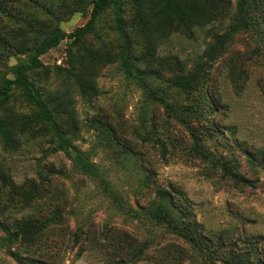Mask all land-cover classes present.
Returning <instances> with one entry per match:
<instances>
[{"label":"trees","instance_id":"obj_1","mask_svg":"<svg viewBox=\"0 0 264 264\" xmlns=\"http://www.w3.org/2000/svg\"><path fill=\"white\" fill-rule=\"evenodd\" d=\"M225 7L226 0H0V144L3 150L18 152L31 140L49 138L54 149L63 152L74 169L110 197L120 211L155 228H164L183 243L161 244L154 239L137 243L126 235L123 239L112 235L106 238L110 264H137L147 260L152 248L156 252L153 264H264V250L259 247V241H254L249 251L238 252L237 243L227 246L223 234L212 240L204 234L188 207L179 203L168 189L158 188L155 201L141 210L128 208L123 194L114 185L113 172L91 160L90 150L84 151L75 144L80 126L73 93L83 100L95 99L100 94L98 78L102 70L118 64L120 72L145 92L148 103L163 104L169 119L185 130L190 142L185 150L188 160L200 161L207 166L209 175L220 174L236 188H255L257 179L242 175L237 159L227 160L207 146L219 130L213 120L218 107L205 93L204 85L212 64L225 56L228 43L238 34L247 33L258 43L247 62L264 58V49L261 50L264 12L257 0H238V11L228 30L214 31L203 53L191 65L174 57L177 72L167 79V87L156 80V76L159 79L157 72L138 67L135 53L136 47L142 45L155 59L159 47L172 35H189L194 29L214 25L225 14ZM109 11L117 34L116 46L104 40L88 44V38L98 36V22ZM75 14L89 19L72 32L63 31L60 24ZM63 41L70 43L65 64L54 69L44 65L42 57ZM12 58L17 62L9 65ZM237 61L236 56L230 59L229 78L235 89L241 90L242 73ZM164 63L171 65L168 59ZM54 84L56 87L51 90L49 86ZM174 89L187 99L180 101L172 95ZM25 107L30 113L23 110ZM109 136L114 137L110 131ZM157 143L166 160V144ZM115 144L122 151L119 155L123 159L141 167L139 162L144 158H139L140 154L128 143L116 141ZM263 154L261 150L249 151L247 162L262 168ZM41 179L45 182L48 177L42 175ZM149 180L150 174L141 181ZM0 185L15 189L14 194L23 200L18 203L28 207L33 200L44 199L46 194L42 184L34 181L15 185L1 163ZM61 216L55 210L47 216L23 215L8 223L0 220L8 234L5 241L22 247L24 254L29 255L15 254L21 264L59 263L62 247L60 241L51 238L56 235L51 227L63 224ZM84 234L81 227L76 230L74 246ZM259 239L263 247L264 237Z\"/></svg>","mask_w":264,"mask_h":264},{"label":"rangeland","instance_id":"obj_2","mask_svg":"<svg viewBox=\"0 0 264 264\" xmlns=\"http://www.w3.org/2000/svg\"><path fill=\"white\" fill-rule=\"evenodd\" d=\"M257 2L264 12V0ZM226 5L225 14L214 25L194 29L189 35H172L159 47L155 59L142 45L137 46L138 67L157 72L159 79L156 76V80L167 87V79L177 72L173 66L174 57L191 65L203 53L214 31L224 33L228 30L238 11V0H226ZM88 19L89 16L75 14L63 21L60 28L69 33L85 25ZM102 40L113 47L118 41L111 11L99 20L98 36L86 41L90 44ZM257 45L247 33L234 36L225 56L212 64L204 85L205 93L218 107L213 120L219 130L207 146L227 160L237 159L241 174L257 179L255 188H236L220 174L209 175L207 166L200 161L188 160L185 150L190 142L185 130L169 119L163 104L148 103L145 92L120 72L118 64L102 70L98 78L100 94L95 99L83 100L73 93L80 126L75 144L84 151L90 150L91 160L113 172L114 185L123 194L128 208L141 210L155 201L158 188L168 189L179 203L188 207L204 234L212 240L223 234L227 246L237 243L238 252L249 251L254 241H259V247L264 250L259 239L264 237V154L262 168L249 164L246 158L249 151L264 152V58L247 62ZM69 47V41H63L42 57L44 65L54 69L65 64ZM233 56L238 57L237 67L242 73L241 90L235 89L229 78L228 64ZM166 59L170 66L165 65ZM16 62L12 58L9 65ZM49 87L53 90L56 84ZM172 91L180 101L187 99L176 89ZM23 110L30 113L26 107ZM116 141L128 143L140 154L139 158H144L139 162L141 167L119 155L122 151L117 148ZM157 141L167 146L166 160L161 156L163 149ZM0 163L15 185L34 181L42 184L46 191L44 199L33 200L28 207L18 203L23 200L14 194L15 189L0 185L1 221L8 223L29 214L47 216L55 210L63 215V224L51 227L56 233L51 238L60 241L62 247L58 264H110L106 256V238L112 235L122 236V239L126 235L137 243L154 239L161 244H183L164 228H155L120 211L110 197L74 169L63 152L54 149L49 138L31 140L14 153L4 151L0 144ZM148 174L150 180L142 182ZM42 175H47L48 180L43 182ZM79 227L85 234L74 246V233ZM7 236L0 225V264H21L15 254L29 255L24 254L22 247L5 241ZM155 255L152 248L147 260L137 264H153Z\"/></svg>","mask_w":264,"mask_h":264}]
</instances>
